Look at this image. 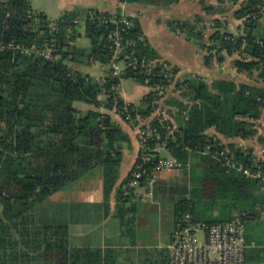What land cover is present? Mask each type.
I'll return each mask as SVG.
<instances>
[{"label":"trees","instance_id":"1","mask_svg":"<svg viewBox=\"0 0 264 264\" xmlns=\"http://www.w3.org/2000/svg\"><path fill=\"white\" fill-rule=\"evenodd\" d=\"M123 1L161 5L178 0ZM228 1L239 3L240 0ZM262 3L263 0H248L236 12L241 22L239 29L245 35L221 31L217 21V30L210 36L213 46L203 45L220 62L234 57L239 72L257 74L261 81L246 84L229 80L208 83L196 76L182 80L175 66L172 72L175 78L171 81L165 76L163 60L147 38L145 42L138 40L144 32L137 19L130 18L132 26L128 29L123 24L99 25L91 18L93 12H99L95 10L86 12L85 18L74 12L51 20L35 11L30 0H0V264H125L119 262L120 253L116 249L71 246L68 222L37 214L39 204L98 167L103 169L104 199L108 207L120 178L123 152L126 144L130 146V136L109 113L84 111L77 103L116 110L127 123L126 118L131 115L133 127L158 129L160 138L149 140L151 159L145 163L146 175L141 186L162 168L165 160L153 151L158 147L166 149L182 164L181 169L189 172L190 178L183 186L163 188L159 178L155 183L154 197L171 194L175 231L186 215H190L193 224L204 227L231 222L236 217L244 218L246 227L264 220L261 184L237 171L228 172L213 153H204L208 146L213 150L219 146L237 151V157L245 160L241 156L242 148H238L240 142L251 146L256 136L259 143L264 141L260 133V124L264 122ZM205 10L211 9L205 7ZM77 18L81 19L78 26L73 23ZM52 21L58 23L55 33L51 31ZM80 27L85 28L89 49L74 44ZM173 29L200 41L204 39L196 24L182 22ZM116 31L125 42H135L125 53L135 51V55L145 57L152 65L128 69L122 77L112 76ZM46 39L56 44L53 61L9 48L11 43L30 49L43 47ZM93 63L107 67L104 82L74 67ZM123 79L148 85L152 91L140 104L127 103L119 93ZM173 82L189 101L178 97L168 99V93L162 98L154 90L158 86L171 87ZM163 103L177 108L174 114L168 111L170 119L154 116ZM151 116L147 124H141ZM209 130L232 140L226 142ZM142 155L140 151L132 172L117 189L115 217L120 220L123 235L133 240L137 204L144 200L131 182ZM260 240H257L259 244ZM247 244H251L248 238ZM163 254L164 261L146 258L137 264H171V251ZM249 254L247 250L246 260Z\"/></svg>","mask_w":264,"mask_h":264},{"label":"crops","instance_id":"2","mask_svg":"<svg viewBox=\"0 0 264 264\" xmlns=\"http://www.w3.org/2000/svg\"><path fill=\"white\" fill-rule=\"evenodd\" d=\"M94 1L57 0L58 9H49L53 14L50 11L47 13L40 9L34 10L46 14L51 20H57L66 13L74 12L85 18L84 12L90 10L109 14H123L139 20L144 36L152 48L156 50L161 60L167 61L176 67L180 77L196 76L208 83L215 80H229L246 84L258 83L251 77L256 76V74L249 75L248 73L239 72L234 65V57H227L223 62H220L217 58L211 56L207 48L203 47V45H207L205 36L200 41L194 37H189L184 32H178L180 30L173 29V26L178 25V23L188 22L190 25H194L197 20H207L209 17L206 15L207 13L223 11L221 8L218 9L221 6V1L178 0L172 4L148 5L145 3H128L123 0H103V4L93 5ZM205 7H209L211 10L206 11ZM217 20L219 21V19ZM236 23L237 25L241 23L237 17ZM220 30L222 31V29ZM77 46L81 49L90 48V41L86 37L84 27H81ZM98 65H101L102 69L99 77H95L91 72ZM74 67L76 70L97 79L102 78L107 71V67L100 63L77 64ZM122 82L119 86V93L127 103L140 104L143 97L152 91V88L148 85L139 84L144 89H137L135 94L128 95L123 91ZM169 98L170 96H168ZM162 105L167 111L177 112V108L174 106L165 103ZM77 107L84 111L97 110L109 113L114 121L130 136V146L126 144L123 152L120 178L108 201V207H106L104 199L103 169L98 167L86 174L81 180L70 183L65 189L39 204L37 214L40 217L57 222H68L70 245L73 247L116 249L120 253L119 262L125 264H131V262L137 264L138 261L146 258L164 261L163 253H170L175 231L173 212L169 223L165 218L169 210L168 206L172 203L170 199L155 194L153 201H142L137 204L139 208L136 238L134 240L123 235L120 220L115 217L117 189L132 172L139 156L141 145L138 139V129L140 126H131L121 118L116 110L99 109L86 103H80ZM148 122L145 120L141 124H147ZM172 122L176 125L174 119H172ZM211 134L222 138L226 142L232 140L217 135L214 130ZM164 151L167 150H160V156L164 160L174 161L168 151V156L162 155ZM180 170L183 169L167 167L160 169L158 172L159 184L161 185L163 181L175 178ZM139 192L143 193L144 191L141 189ZM247 238L251 240V244H248L249 247L246 249L250 253L246 264H264V220L257 222V224L250 223V226L246 227V240ZM259 238L261 239L260 244L257 241Z\"/></svg>","mask_w":264,"mask_h":264},{"label":"built area","instance_id":"3","mask_svg":"<svg viewBox=\"0 0 264 264\" xmlns=\"http://www.w3.org/2000/svg\"><path fill=\"white\" fill-rule=\"evenodd\" d=\"M247 1L240 0V8L242 7V3H247ZM261 7L264 9V0ZM91 18L99 25L123 24L127 29L132 26L130 17L123 14L93 12ZM73 23L78 26L81 23V19L77 18ZM50 27L52 33H55L58 30V23L52 21ZM237 34L241 36L245 35L243 29H240ZM138 40L145 42L146 38L144 35H141ZM74 44H77V42H74ZM134 44L135 42L133 40L125 42L119 31L114 33L115 50L111 65L112 76L122 77L127 73L128 69L135 70L139 66L150 67L152 65L145 57L135 55V51L125 53L126 48ZM9 48L21 50L29 55L34 54L48 61H53L57 53L55 41L48 39L45 40L43 47L35 46L30 49L21 44L11 43ZM243 54L244 56L246 55L245 52ZM162 64L166 78L172 81L175 78V75L172 73L174 66L167 61H163ZM106 77L107 74L100 78L101 81L104 82ZM113 89L117 90V87H113ZM154 90L158 91V96L163 98L168 88L158 86ZM162 113L161 115L164 116V112ZM164 117L162 120H166ZM126 120L128 124L133 122L131 115H128ZM261 123L260 133L264 139V122ZM155 137L160 138V133L157 128L138 129V139L141 145L140 151L143 152V155L141 157V163L137 165V169L133 174L134 179L131 182V186L137 189L139 196H142L143 200L148 202L154 199L155 183L158 179L159 170L154 172L153 177L148 179L145 186H141V179L146 175L145 163L151 159V155L149 154L151 152L149 140ZM238 148H242L243 152L241 156L245 160L237 157V151H231L230 148L222 149L219 146H216L215 150L211 146H208L204 153L209 155L213 153L219 165L228 172L234 170L246 177L256 179L261 184L264 193V141L251 146L240 142ZM161 149L164 148L158 147L153 151L160 153ZM164 167L182 168V164L175 160H165L162 162V168ZM141 189L145 190V193L139 192ZM262 214L264 215V211ZM200 232L204 233L203 238H200ZM248 247L249 245L246 240V221L244 218L236 217L231 222L204 227L201 224H193L190 215H186L184 219H181L174 233V239L171 245V264H246V249Z\"/></svg>","mask_w":264,"mask_h":264},{"label":"rangeland","instance_id":"4","mask_svg":"<svg viewBox=\"0 0 264 264\" xmlns=\"http://www.w3.org/2000/svg\"><path fill=\"white\" fill-rule=\"evenodd\" d=\"M31 6L33 7V9H40V10H44L47 13H49V11L53 14V12L49 9H58L57 6H59V4H57V0H31ZM103 0H95L92 4L93 5H98V4H103ZM221 8L223 9V11H213L212 13H207L206 15H208V19L207 20H197L195 21V24L198 25V30H201L203 32V35L205 36L206 39V43H207V47H212L213 44L210 40V36L213 35L214 32H216L217 28L216 25L217 23V19H219L220 24H221V28L222 31H229L231 33L237 34L239 32V25H237L236 23V12L240 9V5L239 3H232L231 1H226V2H222L221 6L218 7V9ZM84 14H86L84 12ZM50 15V14H49ZM51 17H53L52 15H50ZM261 26L262 29L264 28V18L261 20ZM81 30V27H80ZM180 33H182L181 31H178ZM146 38V37H145ZM208 51V49H207ZM208 53L210 54V52L208 51ZM217 58V57H215ZM230 58V57H228ZM218 60V59H217ZM101 65H98L94 71H92L91 73L95 76V77H99L100 73H101ZM255 79V81L257 82H261L258 77L257 74L256 76H251ZM180 79H184V77H180ZM123 91L125 93H127L128 95H132L135 94L137 89H144L141 85L137 84L135 81H133L132 79H124L123 82ZM262 85V84H260ZM171 87H168L167 93L170 97H178L184 101H189V97L183 95V91L180 90V88H176V82H173L171 85ZM146 88V87H145ZM175 88V89H174ZM170 93V94H169ZM80 103H77L76 105H79ZM164 106H161L157 109V112L154 113V116H160L161 114H163L162 112H164V119H170V115L168 114L169 112L165 109ZM176 110V109H175ZM177 111V110H176ZM173 113V112H172ZM174 114V113H173ZM174 116V115H172ZM176 117V116H175ZM151 118L147 119V121H149ZM177 123V122H176ZM213 130H209V133H212ZM258 136L254 137L253 140H255V144H258L259 142L256 140ZM162 155L168 156L167 151H164L162 153ZM94 174L96 172H93ZM189 172L186 170H180L177 174V176L175 178L169 179V180H165L161 183L160 186H162L163 188H170L172 186H176V185H185L188 182L189 179ZM145 193V190H143ZM161 197H164L166 199H169L171 197V194L168 192L167 194H160ZM169 210L167 211V215H166V221L167 223L170 222L171 220V215L173 212V204L170 203L168 206ZM39 210V209H38ZM155 219V218H153ZM204 233L200 232L199 236L200 238H203Z\"/></svg>","mask_w":264,"mask_h":264}]
</instances>
